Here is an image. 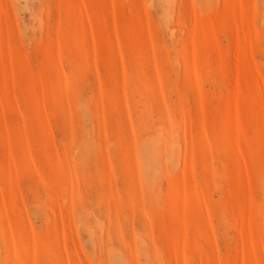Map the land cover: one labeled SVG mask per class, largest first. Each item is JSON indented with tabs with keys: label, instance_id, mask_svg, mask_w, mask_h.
I'll return each instance as SVG.
<instances>
[{
	"label": "rangeland",
	"instance_id": "rangeland-1",
	"mask_svg": "<svg viewBox=\"0 0 264 264\" xmlns=\"http://www.w3.org/2000/svg\"><path fill=\"white\" fill-rule=\"evenodd\" d=\"M0 264H264V0H0Z\"/></svg>",
	"mask_w": 264,
	"mask_h": 264
}]
</instances>
